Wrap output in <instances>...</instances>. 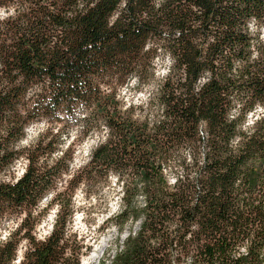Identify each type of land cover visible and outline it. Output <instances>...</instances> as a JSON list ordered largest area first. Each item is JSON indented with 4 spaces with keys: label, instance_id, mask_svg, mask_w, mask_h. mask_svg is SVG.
I'll return each instance as SVG.
<instances>
[{
    "label": "trees",
    "instance_id": "obj_1",
    "mask_svg": "<svg viewBox=\"0 0 264 264\" xmlns=\"http://www.w3.org/2000/svg\"><path fill=\"white\" fill-rule=\"evenodd\" d=\"M21 2L1 22L0 172L21 154L9 142L43 114L82 110V133L105 135L71 188L50 198L58 211L41 240L27 219L67 171L68 154L41 169L28 151L21 175L0 180V224L24 213L0 239V264H13L20 239L22 264H79L71 217L61 216L73 209L66 191L110 174L119 205L105 222L121 231L140 221L110 264H264V116L247 122L264 106V0ZM159 52L171 63L149 99L153 112L137 119L117 89L141 82Z\"/></svg>",
    "mask_w": 264,
    "mask_h": 264
},
{
    "label": "rangeland",
    "instance_id": "obj_2",
    "mask_svg": "<svg viewBox=\"0 0 264 264\" xmlns=\"http://www.w3.org/2000/svg\"><path fill=\"white\" fill-rule=\"evenodd\" d=\"M22 7L24 5L21 0L14 4L9 0H0V11L3 12V18L0 19V32L4 27L2 20L15 14L14 9L15 11L17 8L21 10ZM251 29L255 31V26L251 25ZM259 39L264 42V25L259 30ZM152 61V66H146L142 70L141 82L132 78L118 86L117 89L123 108L131 109L132 115L137 119H143L153 112L148 109L149 99L156 94V88L166 76L167 67L171 63L170 58L163 52H159ZM81 114L82 110L72 118L65 113H62L60 118L43 114L39 120H32L26 125L23 135L17 141L9 142V149L21 154L0 172L1 181H11L21 175L27 163L25 155L28 151L33 159H38L41 169L53 163L61 152L68 154L67 171H63L56 187L45 194L27 219L26 225L32 226L31 235L36 239L45 238L55 221L58 209L55 203H49L50 198L57 192H65L67 184L71 188L81 174L82 167L89 160L91 151L105 135L104 129H96L89 134H83L80 127L83 122L79 120ZM262 115L264 116V106H258L247 115V122L251 124L257 116ZM25 140L28 141L27 144L22 143ZM60 168H64L63 163L59 166ZM72 175L76 179L69 184ZM70 188L66 192L71 194L73 209L69 211L68 207L63 208L61 216L71 217L67 233L70 235L69 244L72 245L75 253L72 256L73 259L77 258L79 264H110L109 259L112 258L116 249L121 247L123 239L129 232L138 229L140 221L127 223L121 231L111 222L109 224L105 222L106 217L117 212L119 205L120 184L113 174L107 178L98 177L96 181L88 182V184L81 182L76 184L72 190ZM89 190L91 191L88 194ZM63 196V201H66L68 195L63 194ZM23 217L24 213H21L7 221H2L0 239H3L8 231L14 230ZM34 219H37L36 224H32ZM25 248L26 241L20 239L17 257L14 260L19 261V264H22ZM107 258L108 260L103 262Z\"/></svg>",
    "mask_w": 264,
    "mask_h": 264
},
{
    "label": "clouds",
    "instance_id": "obj_3",
    "mask_svg": "<svg viewBox=\"0 0 264 264\" xmlns=\"http://www.w3.org/2000/svg\"><path fill=\"white\" fill-rule=\"evenodd\" d=\"M3 18V12L2 11H0V19H2ZM22 143H24V144H27L28 143V141L27 140H25V141H22ZM13 264H19V261H14L13 262Z\"/></svg>",
    "mask_w": 264,
    "mask_h": 264
}]
</instances>
